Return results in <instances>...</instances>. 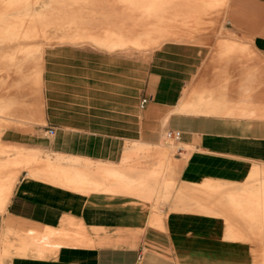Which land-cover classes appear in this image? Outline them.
Masks as SVG:
<instances>
[{"label":"crops","instance_id":"obj_1","mask_svg":"<svg viewBox=\"0 0 264 264\" xmlns=\"http://www.w3.org/2000/svg\"><path fill=\"white\" fill-rule=\"evenodd\" d=\"M90 3L115 21L100 20L108 29L98 43L45 50L44 124L1 139L65 154L50 160L52 179L66 163L74 181L64 187L24 168L4 183L0 264H249L245 240L259 242L248 235L258 219L247 229L242 201L257 194L246 185L264 163V0H162L163 38L147 48L133 36L155 34L138 33L132 8L129 35L112 30L128 27L120 0ZM171 129L182 133L178 154L139 161L137 148ZM82 170L97 190L75 182ZM112 178L147 184L107 192ZM156 195L166 197L160 228L151 226Z\"/></svg>","mask_w":264,"mask_h":264},{"label":"rangeland","instance_id":"obj_2","mask_svg":"<svg viewBox=\"0 0 264 264\" xmlns=\"http://www.w3.org/2000/svg\"><path fill=\"white\" fill-rule=\"evenodd\" d=\"M120 1L123 14H126L123 17L127 16L124 23L125 25L128 24V27L117 26L113 27L112 30L119 31L122 28L125 29L124 32L128 31L130 35L129 17L132 8L134 18L136 15L138 17V33L147 32V28L148 31L151 29L150 32L154 34L160 32L162 0H139V5L131 4V1L135 0ZM142 1L144 3H141ZM147 1L150 3L147 4ZM105 5L108 3H101V7ZM99 6L98 3H90V0H0V208L6 198L4 183L10 181V184L13 185L21 169L32 170L37 177L44 180L50 179L64 187L74 181L67 179L68 172H72V168L66 163L60 165L59 168L63 178L60 180L52 179V172L54 171L50 170V160L53 157L65 156V154L51 153L40 148L1 139H6V136L9 135L28 137L30 133L35 132L37 125L44 124L41 80L44 52L52 45L60 43L78 46L83 45V40L98 43L99 32L105 33L108 29L103 24L99 26L100 20L104 22L114 20L105 16L103 12H99L97 9ZM94 16L99 19H91ZM147 17L150 19L148 25L145 20ZM135 28L134 26V31ZM133 37L142 38L140 48L155 46L163 38L156 34H139ZM139 145L141 144H138V147ZM180 145V143L165 137L158 145L147 144L146 147L137 148V155L139 161L143 160L149 163H152L156 156H162L166 160L168 157L173 159L178 154V146ZM159 151H163L164 154H160ZM164 166L166 167L167 163ZM165 173L166 170L162 173L160 169L159 172L153 174V181L156 184L153 188L158 193L163 187V184L160 183L159 185L158 178L162 176L161 182L163 183ZM93 175V172L87 170H82L81 174L75 171L74 176L76 178L81 177L75 182L80 185L85 184L84 190L86 191L97 190L98 181L93 179ZM105 182L107 192H114L115 187L126 192L138 191L139 182L142 189H145L144 184H147L146 181H139V179L116 180L112 178L106 179ZM246 187V191L252 190L257 193L250 199L246 198L242 201L245 205H250L251 208V211L247 213L251 217H249L251 222H245L250 225L247 229L253 230L254 228L251 227L254 225L253 220L258 219L256 221L258 222L257 228L253 231L249 229L247 232L250 237H254L260 242L245 240L249 243L253 256V259L248 263L264 264V163L255 167V172L250 176ZM161 198L165 199L166 197L156 195L154 197L155 202L151 206L153 209L151 226L155 228H160L159 223H155V219H160L161 216L160 209L163 203ZM254 206H259L261 212H255ZM144 229L138 228V233ZM109 231H111V235L118 234L114 229Z\"/></svg>","mask_w":264,"mask_h":264},{"label":"built area","instance_id":"obj_3","mask_svg":"<svg viewBox=\"0 0 264 264\" xmlns=\"http://www.w3.org/2000/svg\"><path fill=\"white\" fill-rule=\"evenodd\" d=\"M142 102H145V100L143 99ZM47 133L48 134H53L54 133L53 128L49 127L47 129ZM181 135H182L181 131L175 130V129L174 130L173 129L167 130L165 132L166 139L171 140V141H175V142H178L181 139Z\"/></svg>","mask_w":264,"mask_h":264}]
</instances>
